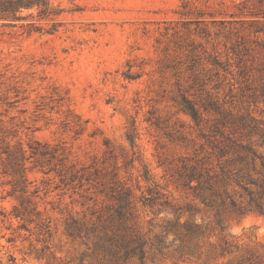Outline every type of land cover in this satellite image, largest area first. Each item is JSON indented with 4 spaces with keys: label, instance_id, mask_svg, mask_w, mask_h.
Masks as SVG:
<instances>
[{
    "label": "rangeland",
    "instance_id": "1",
    "mask_svg": "<svg viewBox=\"0 0 264 264\" xmlns=\"http://www.w3.org/2000/svg\"><path fill=\"white\" fill-rule=\"evenodd\" d=\"M20 16L0 21V264H264V193L257 206L219 184L209 207L177 176L195 156L220 171L217 120L264 155L241 127L264 124L244 87L264 61V0H49ZM185 97L209 108L200 127ZM243 172L264 181L260 162ZM123 191L130 243L115 254L98 216Z\"/></svg>",
    "mask_w": 264,
    "mask_h": 264
},
{
    "label": "trees",
    "instance_id": "2",
    "mask_svg": "<svg viewBox=\"0 0 264 264\" xmlns=\"http://www.w3.org/2000/svg\"><path fill=\"white\" fill-rule=\"evenodd\" d=\"M39 8L47 10L49 7V0H0V21H17L21 19L20 12L26 9ZM259 32L264 33V30ZM262 48L264 49V38L262 41ZM262 67L258 69V76L254 78V72L252 69H246L241 71V75L244 73V87L251 91L250 95L254 99H257L258 95L261 97V101L264 103V61L261 63ZM245 68H248L247 66ZM231 73L230 70H226ZM210 107L219 111V104L216 102H210ZM183 111L192 119L196 126L200 127L204 122L203 110L208 111L207 106H198L192 100L183 98L182 102ZM215 128L220 135V139L215 136L214 140L207 139L212 152L208 154L207 158L216 157L219 162V172L212 166H207V159L199 158L197 156L187 158L181 161V166L178 168L177 176L183 185L197 195L206 206L211 207L213 204H217L216 199L219 198L221 204H224L223 193L219 192L218 185L223 186L236 185L247 191L250 196L251 203L259 206L258 195L264 193V181L262 183L251 181L250 177L244 174V168L250 166L254 169L257 168V162H260L262 170H264V155L259 152L251 142L244 140L241 136L236 135V132H227V127L224 122L217 120ZM259 122H256L253 127L247 124H242V128L248 131H254L255 134L260 135L261 142L259 141V147L264 146V127ZM221 127V128H220ZM230 131V130H229ZM22 155H25V150L22 149ZM222 160H225L230 166H237V168L231 170L224 165ZM20 164L16 166V174L20 173ZM18 182L24 184V180L19 178ZM247 184H253L260 188V191L248 190ZM23 193L26 192L24 185L21 187ZM227 197L230 198V196ZM115 199L118 200V206L116 209V216L104 218L98 216V220L103 227V237L110 242L109 251L117 254L121 248H125L130 239L127 237L126 232H122L121 228H125V220L127 219V211L131 205V199L128 191L121 192ZM30 200L27 197H22V201L19 206L15 207V217H24V215L30 209L27 204ZM233 206H236L235 201L231 199ZM190 213L192 212L189 210ZM39 214V212H37ZM116 217L118 218L116 220ZM116 220V221H115ZM73 223L77 226V231H81V226L78 220H73ZM187 231L190 235H196L201 233L202 227L194 222H188L186 224ZM109 229V230H108ZM111 231V233H110ZM129 253V250H126Z\"/></svg>",
    "mask_w": 264,
    "mask_h": 264
}]
</instances>
